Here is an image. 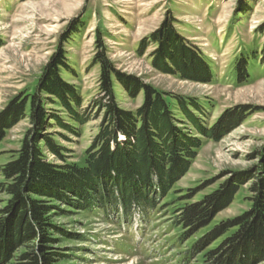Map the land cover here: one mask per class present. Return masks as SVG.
<instances>
[{"label":"rangeland","instance_id":"obj_1","mask_svg":"<svg viewBox=\"0 0 264 264\" xmlns=\"http://www.w3.org/2000/svg\"><path fill=\"white\" fill-rule=\"evenodd\" d=\"M169 17L176 32L207 62L212 81L186 80L152 65L158 48L153 33ZM100 35L117 70L166 94L196 99L205 109L202 120L207 126L238 111H244L245 119L219 140L181 124L187 134L201 137L202 145L184 175L150 208L134 204L127 216L120 203L79 208L52 200L51 221L60 231H52L53 250L63 255L58 264H206L205 252L196 251L197 242L222 221L251 210L252 186L264 165V0H0V114L18 94L35 91L43 68L60 48L68 52L72 68L62 71V77L79 90L82 109L91 106L99 96L100 66L94 58ZM252 51L258 58H251L246 73L239 74L237 62ZM115 90L124 109L136 110L143 103V92L131 98L118 84ZM168 101L180 116L176 102ZM101 115L93 111L86 124L76 125L79 135L54 124L44 132L64 148L68 163L83 166ZM30 128L26 117L7 130L0 143V165L16 156ZM41 145L48 161L63 163ZM236 180L242 184L232 202L210 225L183 237L185 231L175 225L176 210ZM8 199L0 192V210ZM18 256L10 264H17Z\"/></svg>","mask_w":264,"mask_h":264},{"label":"trees","instance_id":"obj_2","mask_svg":"<svg viewBox=\"0 0 264 264\" xmlns=\"http://www.w3.org/2000/svg\"><path fill=\"white\" fill-rule=\"evenodd\" d=\"M173 22L169 17L153 33L158 48L152 65L186 80L212 81L207 62L176 32ZM97 47L94 64L100 66L99 96L91 106L82 109L79 90L62 77V71L72 68L68 64V52L60 48L43 68L35 91L18 94L0 114V143L7 130L26 117L32 124L20 149L15 151L16 156L0 165V178L4 179L0 182V192L9 197L0 210V264H10L18 253L17 264H58L63 255L53 250L56 243L53 232L60 231L51 221L50 213L55 209L52 200L79 208L91 207L93 203L103 208L107 203H120L127 216L134 204L150 208L184 175L202 145L201 137L187 134L181 124L191 125L202 137L219 140L245 119L244 111H238L207 126L202 120L205 109L196 99L166 94L117 70L101 35ZM144 48L145 44L142 51ZM262 52L264 63V49ZM251 58L257 59L258 52L240 57L236 65L239 74L246 73ZM116 84L131 98L143 92L141 106L136 110L122 108ZM168 98L176 102L184 119L177 115ZM56 104L60 108L48 107ZM93 111L96 116L102 113V119L98 134L86 151L85 164L68 163L64 148L44 131L54 124L79 135L76 125L86 124ZM41 143L63 163L48 161ZM257 170L251 210L222 221L197 242L196 251L205 252L206 264L264 261V165ZM241 184L236 180L200 201L179 207L175 225L185 231L183 237L188 238L210 225L216 214L232 202ZM221 238L215 248L207 250ZM23 247L24 251L20 252Z\"/></svg>","mask_w":264,"mask_h":264}]
</instances>
